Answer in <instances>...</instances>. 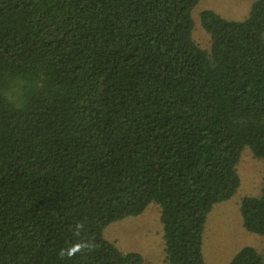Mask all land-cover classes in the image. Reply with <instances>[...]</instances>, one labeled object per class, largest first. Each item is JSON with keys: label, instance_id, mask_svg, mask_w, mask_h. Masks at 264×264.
Instances as JSON below:
<instances>
[{"label": "trees", "instance_id": "trees-1", "mask_svg": "<svg viewBox=\"0 0 264 264\" xmlns=\"http://www.w3.org/2000/svg\"><path fill=\"white\" fill-rule=\"evenodd\" d=\"M196 2L0 0V264H142L103 229L150 203L165 264H206L207 213L244 148L264 158V0L241 20L201 11L208 49ZM240 211L264 236V175Z\"/></svg>", "mask_w": 264, "mask_h": 264}, {"label": "rangeland", "instance_id": "rangeland-1", "mask_svg": "<svg viewBox=\"0 0 264 264\" xmlns=\"http://www.w3.org/2000/svg\"><path fill=\"white\" fill-rule=\"evenodd\" d=\"M255 0H197L192 8L193 39L209 48V34L200 24L199 14L211 10L228 20L247 16ZM239 186L228 199L215 203L207 213L202 229L201 250L206 264H230L243 247L250 246L264 256V236L242 225L240 202L246 196H258L264 175V158H255L248 148L240 153L236 165ZM105 239L123 252H138L142 264H165L159 207L150 203L137 216L111 222L103 229Z\"/></svg>", "mask_w": 264, "mask_h": 264}, {"label": "clouds", "instance_id": "clouds-1", "mask_svg": "<svg viewBox=\"0 0 264 264\" xmlns=\"http://www.w3.org/2000/svg\"><path fill=\"white\" fill-rule=\"evenodd\" d=\"M81 245H75V246H73L71 249H69L68 250V255L69 256H71V255H73V254H75L77 251H80L81 250ZM64 253H63V251L61 252V255H63Z\"/></svg>", "mask_w": 264, "mask_h": 264}]
</instances>
